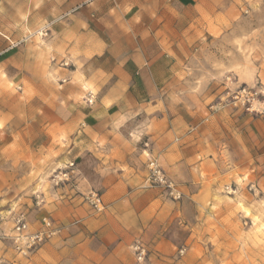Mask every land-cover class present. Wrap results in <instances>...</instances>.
Listing matches in <instances>:
<instances>
[{
	"label": "rangeland",
	"instance_id": "1",
	"mask_svg": "<svg viewBox=\"0 0 264 264\" xmlns=\"http://www.w3.org/2000/svg\"><path fill=\"white\" fill-rule=\"evenodd\" d=\"M45 4L43 26L25 36L15 33L12 45L17 60L27 47L34 61L30 74L40 81L23 86L20 76L10 80L0 69V128L21 125L35 108L58 102L52 90L69 77L87 88L83 104L108 105L117 99L102 95L116 82L98 72L108 66L88 50L95 45L90 34L108 47L112 35L139 20L148 26L156 4L164 10L159 0ZM221 12L223 31L204 34L177 58L164 59L169 64L161 66L170 79L118 134L115 147L130 158L129 165L145 172L146 186L163 200L157 216L139 217L142 229L127 248L126 264H264V0L229 2ZM38 83L47 96L37 95ZM134 89L142 91L139 83ZM21 155L16 144L0 150V264H44L36 255L59 236L60 227L45 215L33 229L28 215L50 203L55 189L74 183L77 162L69 167L34 156L28 165ZM151 162L169 188L153 179ZM86 195L81 194L84 202ZM102 206L99 212L91 207L102 213ZM20 217L28 225L23 235L39 231L45 217L57 232L34 252L24 253L15 240ZM137 248L144 250L142 260Z\"/></svg>",
	"mask_w": 264,
	"mask_h": 264
},
{
	"label": "crops",
	"instance_id": "2",
	"mask_svg": "<svg viewBox=\"0 0 264 264\" xmlns=\"http://www.w3.org/2000/svg\"><path fill=\"white\" fill-rule=\"evenodd\" d=\"M229 2L237 0H159L164 10L158 11V4L151 8L148 26L139 20L121 35H112L108 47L90 34L95 45L88 50L108 66L98 72L116 82L102 95L117 99L108 105L83 104L87 88L69 77L52 90L58 102L35 108L21 125L0 128V150L20 146V160L28 165L34 156L62 166L77 162L74 183L55 189L50 203L29 212L33 229L45 215L60 227L59 236L36 255L40 262L43 258L44 264H126L127 248L142 229L139 217L157 216L163 200L146 186L145 172L129 165L130 158L115 147L121 139L118 134L170 79L161 66L169 64L164 59L177 58L204 34L223 31L221 6ZM47 16L45 0H0V69L7 71L8 79L20 76L23 86L25 81H40L39 75L30 74L34 61L27 47L17 60L12 45L15 33L25 36L31 29L37 31ZM135 83L141 85V93L135 91ZM36 89L37 95H48L39 83ZM50 153L57 157H49ZM90 192L101 197L102 213H95L81 197Z\"/></svg>",
	"mask_w": 264,
	"mask_h": 264
},
{
	"label": "built area",
	"instance_id": "3",
	"mask_svg": "<svg viewBox=\"0 0 264 264\" xmlns=\"http://www.w3.org/2000/svg\"><path fill=\"white\" fill-rule=\"evenodd\" d=\"M92 100H89V103H91ZM72 164H69V167H71ZM150 169H152V177L154 180H157L163 184H166L167 187H170V183L168 182L167 178L154 169V163H150ZM62 176L65 178V181L69 178V173L65 172L62 174ZM84 199L89 202V204L96 210L101 211L103 206L101 202V198L93 192H90L86 196H84ZM15 231L17 232V235L15 236L16 242H19L22 247L24 248V253H32L35 250H37L44 242H46L47 239L50 238L54 233L57 231L54 228V223L48 218H42L41 220V228L39 231L34 233H29L28 235H23L25 231H28V225L25 222V220L20 217L16 220L15 223ZM24 243V244H22ZM20 248V246H18ZM137 258L139 260H142L144 257V250H140L137 248Z\"/></svg>",
	"mask_w": 264,
	"mask_h": 264
}]
</instances>
